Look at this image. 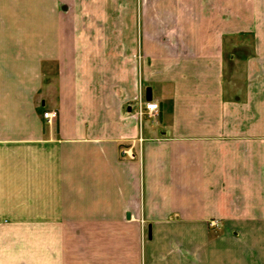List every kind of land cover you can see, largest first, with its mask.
I'll use <instances>...</instances> for the list:
<instances>
[{
  "label": "crops",
  "instance_id": "1",
  "mask_svg": "<svg viewBox=\"0 0 264 264\" xmlns=\"http://www.w3.org/2000/svg\"><path fill=\"white\" fill-rule=\"evenodd\" d=\"M0 264H264V0H0Z\"/></svg>",
  "mask_w": 264,
  "mask_h": 264
},
{
  "label": "built area",
  "instance_id": "2",
  "mask_svg": "<svg viewBox=\"0 0 264 264\" xmlns=\"http://www.w3.org/2000/svg\"><path fill=\"white\" fill-rule=\"evenodd\" d=\"M139 111L138 114L140 117H143L144 115L154 116L155 113L158 111V103L156 102H143V100H139L138 102ZM147 111V112H146ZM44 118L47 120V122L52 123L53 120L57 117V112L54 110H49L44 112ZM131 158L135 157V154H130ZM211 226L218 225V220H213L210 222Z\"/></svg>",
  "mask_w": 264,
  "mask_h": 264
},
{
  "label": "water",
  "instance_id": "3",
  "mask_svg": "<svg viewBox=\"0 0 264 264\" xmlns=\"http://www.w3.org/2000/svg\"><path fill=\"white\" fill-rule=\"evenodd\" d=\"M147 97H148V99H150L151 98V90L150 89H148V91H147ZM127 216L128 217H130V214H127Z\"/></svg>",
  "mask_w": 264,
  "mask_h": 264
}]
</instances>
